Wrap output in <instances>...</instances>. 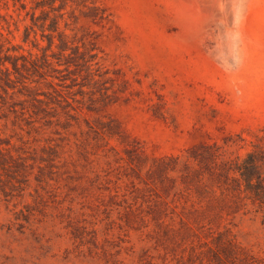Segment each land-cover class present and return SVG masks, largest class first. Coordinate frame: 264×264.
<instances>
[{
    "label": "trees",
    "instance_id": "16d2710c",
    "mask_svg": "<svg viewBox=\"0 0 264 264\" xmlns=\"http://www.w3.org/2000/svg\"><path fill=\"white\" fill-rule=\"evenodd\" d=\"M13 1L15 12L31 20L23 42L38 31L48 41L46 47L33 42L40 54H26L12 43L10 27L8 35L0 29V192L15 207L26 202L16 224L25 228L53 207L77 244L90 245L99 260L113 258L100 247V233L125 239L138 232L156 253L146 251L142 264H254L234 227L241 216L264 219V148L251 143L242 155L246 140L238 136L148 159L118 124L83 116L86 89L103 78L94 69L96 49L67 32V8L72 18L85 4ZM95 98L92 93L88 109ZM74 127L85 137L69 156L56 136ZM113 139L125 148L113 147ZM100 161L104 166H95Z\"/></svg>",
    "mask_w": 264,
    "mask_h": 264
},
{
    "label": "rangeland",
    "instance_id": "374dc122",
    "mask_svg": "<svg viewBox=\"0 0 264 264\" xmlns=\"http://www.w3.org/2000/svg\"><path fill=\"white\" fill-rule=\"evenodd\" d=\"M80 1L85 7L75 17L66 10L67 32H78L96 49L100 67L94 69L103 77L86 89L83 116L118 124L148 159L238 136L246 140L242 155L251 143L264 148V0ZM0 13L10 23L0 17V29L8 35L10 27L12 43L24 53H41L34 48L36 40L48 45L40 31L23 42L31 20L24 11L15 12L13 0L1 1ZM92 93L97 98L90 110ZM56 137L71 156L85 136L74 127ZM110 143L125 148L116 139ZM24 204L15 207L0 192V264H142L146 251L156 254L141 233L130 232L125 239L117 232L109 238L100 233V247L113 258L99 260L90 245L77 244L53 207L19 227L15 214ZM234 233L250 260L264 264L262 215L239 217Z\"/></svg>",
    "mask_w": 264,
    "mask_h": 264
}]
</instances>
